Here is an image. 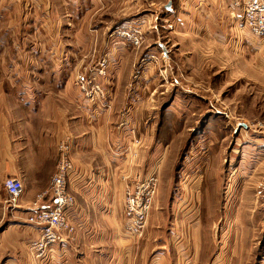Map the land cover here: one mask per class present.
<instances>
[{
  "label": "rangeland",
  "instance_id": "374dc122",
  "mask_svg": "<svg viewBox=\"0 0 264 264\" xmlns=\"http://www.w3.org/2000/svg\"><path fill=\"white\" fill-rule=\"evenodd\" d=\"M153 1L147 23L135 22L144 0H117L92 27L112 39L109 48L142 51L129 72V95L147 80L146 62L147 78L157 73L156 83L139 86L130 110L144 116L141 132H156L151 145L160 144L146 147L141 164L134 160L140 176L132 180L148 174L156 185L142 234L127 233L130 264H264V42L227 0ZM132 30L142 34L138 47L120 35ZM150 46L158 54L146 60ZM1 173L0 264H34L29 245L37 230L7 203L3 183L13 177Z\"/></svg>",
  "mask_w": 264,
  "mask_h": 264
},
{
  "label": "crops",
  "instance_id": "0c3cea01",
  "mask_svg": "<svg viewBox=\"0 0 264 264\" xmlns=\"http://www.w3.org/2000/svg\"><path fill=\"white\" fill-rule=\"evenodd\" d=\"M153 2L144 0V14L137 16L136 23L149 22L152 14L146 11L152 10ZM116 3L0 0V167L1 175L22 182L24 192L17 208L25 221L36 207L50 206L48 199L37 201V197L49 188L58 142L65 137L72 142L75 173L67 187L76 202L69 214L75 235L68 243L49 248L46 257L34 264H130L133 246L125 228L123 194L139 175L134 160L141 164L148 156L146 147L157 139L154 129L148 135L152 127L141 132L144 116L130 110L138 102L139 86L156 83L157 73L148 79L144 72L152 70V65L146 62L141 77L147 80L140 79L129 95V72L142 51L134 53L117 44L109 48L112 39L92 31ZM148 31L152 35L153 27ZM180 48L189 52L186 46ZM160 49L164 55L169 53L167 47ZM156 50L150 46L143 56L151 60ZM105 58L108 75L101 84L108 99L106 109L98 113L84 105L75 80L81 67H93ZM186 63L191 60L186 58ZM136 133L142 137L137 146L133 143ZM155 146L158 151L160 144ZM32 227L39 234L38 227Z\"/></svg>",
  "mask_w": 264,
  "mask_h": 264
},
{
  "label": "built area",
  "instance_id": "2783aa9c",
  "mask_svg": "<svg viewBox=\"0 0 264 264\" xmlns=\"http://www.w3.org/2000/svg\"><path fill=\"white\" fill-rule=\"evenodd\" d=\"M229 3L234 10L239 11L241 22L249 33L264 42V0H229ZM120 35L136 47L142 43L140 31L132 30ZM107 66L106 58L102 59L95 68L90 70L83 68L79 71L75 80V86L84 105L98 113L105 110L107 105L108 91L100 81L107 76ZM71 154V139L65 137L56 146L57 162L49 181V188L37 197V201L48 199L50 206L36 207L26 217L30 225L39 229V237L29 245L34 261H40L46 257L49 248L68 243L75 235L76 225L69 218V214L76 202L67 187L71 175L75 173ZM155 185V179L149 176L131 181L124 190L123 214L126 218V233L130 236L138 237L142 234L151 208ZM3 187L8 196L7 203L16 208L24 192L21 180L8 178L4 181Z\"/></svg>",
  "mask_w": 264,
  "mask_h": 264
},
{
  "label": "water",
  "instance_id": "95a60500",
  "mask_svg": "<svg viewBox=\"0 0 264 264\" xmlns=\"http://www.w3.org/2000/svg\"><path fill=\"white\" fill-rule=\"evenodd\" d=\"M167 9H169V8L167 7Z\"/></svg>",
  "mask_w": 264,
  "mask_h": 264
}]
</instances>
